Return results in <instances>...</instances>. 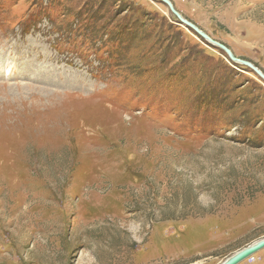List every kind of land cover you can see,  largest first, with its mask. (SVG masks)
Instances as JSON below:
<instances>
[{"label": "rangeland", "instance_id": "374dc122", "mask_svg": "<svg viewBox=\"0 0 264 264\" xmlns=\"http://www.w3.org/2000/svg\"><path fill=\"white\" fill-rule=\"evenodd\" d=\"M168 1L264 74V0ZM262 239L249 68L157 0H0V264H222Z\"/></svg>", "mask_w": 264, "mask_h": 264}, {"label": "water", "instance_id": "95a60500", "mask_svg": "<svg viewBox=\"0 0 264 264\" xmlns=\"http://www.w3.org/2000/svg\"><path fill=\"white\" fill-rule=\"evenodd\" d=\"M157 1H159V3L164 5L165 7H167L170 13L181 23V25H183L185 28L192 31L196 36H198L200 39L208 43L210 46L216 47L217 49L222 51L226 55L228 60H230L232 63L239 64V65L249 68L264 83V74L259 69H257L254 65L235 58L232 55L231 51L227 49L225 46L212 41L206 34L200 31L192 23L183 19L182 16L174 9L173 5L168 0H157ZM263 249H264V239L254 244H251L250 246H247L246 248L238 251L237 253H235L233 256L228 258L222 264H240L241 262L249 259L254 254H256L257 252Z\"/></svg>", "mask_w": 264, "mask_h": 264}, {"label": "bare ground", "instance_id": "6f19581e", "mask_svg": "<svg viewBox=\"0 0 264 264\" xmlns=\"http://www.w3.org/2000/svg\"><path fill=\"white\" fill-rule=\"evenodd\" d=\"M8 66V65H7Z\"/></svg>", "mask_w": 264, "mask_h": 264}]
</instances>
